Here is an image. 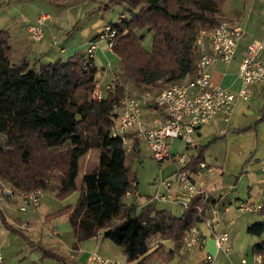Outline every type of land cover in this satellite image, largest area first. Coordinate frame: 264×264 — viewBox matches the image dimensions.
Returning a JSON list of instances; mask_svg holds the SVG:
<instances>
[{
  "label": "trees",
  "instance_id": "16d2710c",
  "mask_svg": "<svg viewBox=\"0 0 264 264\" xmlns=\"http://www.w3.org/2000/svg\"><path fill=\"white\" fill-rule=\"evenodd\" d=\"M226 1L107 0L125 10L119 23L109 25L116 32L112 51L120 59L122 77L135 90L144 91L193 75L199 57L198 36L222 24L220 15ZM143 30L153 34L151 51L143 46ZM9 40V31L1 30L0 182L22 191H45L57 174L59 199L79 192L76 205L59 212L68 216L77 240L75 249L101 232L129 261L145 255L157 237L183 243L187 232L205 217L208 198L196 196L181 217L158 210L157 201L151 199L143 207L137 204L136 196L126 203L127 194L138 190L137 174L131 166L137 151L126 154L122 140L111 137L128 93L125 83L113 80L114 91L101 102L95 101L92 94L100 70L87 51L35 68L27 60L14 62ZM66 145L67 150L56 151ZM206 147L196 146L197 155L181 171L199 172ZM92 150L99 151L98 165L85 173L80 189V160ZM0 218L6 227L22 232L8 222L1 208ZM248 233L261 237L264 221L249 227ZM35 246L44 256L69 264L54 249ZM253 252L264 254V241L254 244Z\"/></svg>",
  "mask_w": 264,
  "mask_h": 264
},
{
  "label": "crops",
  "instance_id": "0c3cea01",
  "mask_svg": "<svg viewBox=\"0 0 264 264\" xmlns=\"http://www.w3.org/2000/svg\"><path fill=\"white\" fill-rule=\"evenodd\" d=\"M55 5L65 6V3L63 2ZM220 18L223 23L241 27L244 35L239 42L238 50L231 63L217 64L212 68V79L215 85L227 88L232 93L237 94L241 87L239 69L243 52L247 49L251 42L264 39V0H227L222 8ZM35 22L36 18L28 22V24L25 22L26 26L22 28L19 27L16 21L11 20L9 17L0 19V25H4L5 30L9 31L11 34L9 43L12 47L13 59L16 63L27 60L31 63L35 62L34 67L38 68L43 62H51V59H53L52 61L67 59L74 54H71L70 51H76L78 49L77 46L80 44L72 46V44L63 43L65 44L63 45L61 42L55 40H59L60 38H55L56 31L55 28L51 27V25H48L46 30L50 33V36L54 38L53 42L45 40L48 36L46 30L45 33L47 36L45 35L42 41H32L29 31L30 28L35 25ZM96 26H98V24H95L94 27ZM95 30L98 36H100L102 29L97 28ZM91 31L92 29L86 26L80 34L83 38L89 41L85 43L89 44L86 51H88L90 47L95 46L94 60L96 64V51L99 50L101 45L104 43L105 46H102L104 53L109 52L112 58H117L119 60V57L111 49H108L106 40L102 38L103 36H100L97 41L94 40L95 36L92 40L89 39ZM69 34L71 33H67V35ZM77 34H79V31L73 36ZM73 36L69 35L67 38H71ZM57 42H59V45H63L61 47V51L58 49ZM63 55L65 56L63 57ZM56 56L57 58H54ZM262 92H264L263 84L254 85L252 96L253 94L259 95ZM242 102H245L246 106L243 107L245 104ZM247 102H249V100H237L234 104L233 112L229 116L228 122L225 120V115H217L211 124L203 126L197 131L195 139L203 137L204 127H209L210 129L206 136L210 135V133L212 134L216 132L219 136L222 135V137H230L228 136L229 132L233 130V128L228 126L231 117L239 116L241 112V114H245L246 116L252 114L253 112ZM160 116V113L157 111H144V117L150 125L155 124ZM217 139L215 142H217ZM237 139L238 138L230 137L228 143L232 145ZM237 141H239V139ZM178 142L180 141H174L172 143V152L176 156L180 155L179 153H174L175 148L178 147ZM136 144V151L138 153L140 151V143ZM194 145L201 147V145L196 144V141ZM187 149L191 148L187 145ZM239 154L241 155L242 153L239 152ZM194 156L196 155L190 154L188 162H190ZM203 158V161L207 164L204 154ZM175 165L176 164L173 162V165L171 164L167 166L165 177L163 176V178L172 179L174 177L177 171ZM227 165L228 162L224 164L225 168ZM207 166L209 167V164ZM245 168L241 169L239 173H237V170L231 172L230 174L236 179L234 178V182L230 181L229 184H227V179L224 177L225 169L223 170V168H221L222 171H220L221 176L217 177V171L213 169L212 173H208L203 170H200L199 172H190V176L195 185L206 193L210 201L205 213V220L199 223L194 228L195 231L193 232L194 237L198 239L199 243L203 244L202 248L195 246L192 250L188 251L185 248L184 241L181 244H176L172 240H162L160 237H157L151 243L150 250L135 261H129L120 247L116 246L113 242L104 239L103 232L93 239L82 242L78 245V249H75L77 240L68 216L60 215L59 212L66 207L76 205L77 202L71 205H65L63 203L64 207H61L60 205V208H58L57 211L43 208L40 203L34 210L27 213H21L19 211V207L22 200L21 197L17 195L16 198L0 204V208L3 210L8 222L12 225L16 226L21 222H27L29 226V230H27V232H31L34 235L39 236V241H41L43 245L54 249L61 256L66 257L69 264H87L90 253L94 251L99 252L102 256L108 259L120 261L125 264H202L206 256L209 254L215 255V264H244V260H246V264H254L255 254L253 252V246L260 241H264V233L261 237L252 236L248 233V229L252 225L262 223L264 221V214L262 213V208L264 206V187L262 186H264V183L258 181L259 189L257 187L255 189L253 187V183L251 182V178L253 180V176L258 177L263 175V167L260 169V172H256L254 170L246 171ZM254 190H256L255 195L253 194ZM166 191L167 190H163V192ZM172 193H179V189L177 187H173ZM156 194L149 199L152 200ZM148 201L143 203L140 207L145 206ZM169 204H171V206ZM243 204L251 205L254 210L251 213L242 211L241 205ZM173 206H180L183 215L184 211L179 203L158 202L157 209L167 210L173 214ZM260 213L262 214L261 217L259 216ZM256 214H258V216H256ZM223 233H227L229 235V239L224 244L225 250L218 251L215 246L214 236ZM189 237L193 238L190 234ZM170 242H172V245ZM58 247L60 248L58 249ZM64 247L67 249L65 255L59 252L62 251Z\"/></svg>",
  "mask_w": 264,
  "mask_h": 264
},
{
  "label": "built area",
  "instance_id": "2783aa9c",
  "mask_svg": "<svg viewBox=\"0 0 264 264\" xmlns=\"http://www.w3.org/2000/svg\"><path fill=\"white\" fill-rule=\"evenodd\" d=\"M49 18L50 15L46 11L37 16L35 25L29 31L32 41L39 42L44 39L45 26ZM103 30L108 46L112 50L116 32L111 26H106ZM243 35L241 27L223 22L211 31L201 32L196 42L199 57L193 75L174 82L162 90H144L136 95L126 94L118 110L115 125L111 130V137L122 140L128 155L136 152V143L147 142L156 161L160 164L173 161L179 167L172 179L161 177L157 181L158 191L152 199L153 201H157V203H179L186 211L196 196L203 195L208 198L206 193L195 185L190 174L181 171V168L188 163V159L186 155H174L172 143L183 141L187 145H194L197 131L201 127L211 124L219 114L225 115V120L228 122L235 102L237 100H250L254 85L264 84V39L251 42L243 52L239 69L241 87L237 94L213 83L212 68L217 64L231 63ZM94 49L95 46L89 49L92 57ZM111 91H114L112 83L106 85V90L103 91L101 82H98L92 98L101 102L106 94ZM145 110L160 113L161 116L155 124L150 125L147 122L144 117ZM199 167L208 173L213 171L205 162H201ZM262 174L264 175V166ZM173 187H177L179 193L173 194ZM163 190L167 191L163 192ZM44 192L42 189L22 191L0 182V204L19 195L22 200L19 211L27 213L40 204ZM133 196L138 197L137 191L129 192L126 197L132 198ZM198 210L202 214V209L198 208ZM241 210L250 212L254 208L251 205L243 204ZM202 219L204 221L205 217ZM16 226L23 231L29 230L27 222H21ZM194 228L187 232L184 239L187 250H192L195 246H199V248L203 246L194 237ZM189 234L193 238H190ZM214 239L216 249L218 251L225 250L224 244L228 241L229 235L227 233L215 235ZM215 259V255L209 254L202 264H215ZM243 263L246 264V260ZM0 264H5L1 251ZM87 264L125 263L108 259L94 251L90 253ZM254 264H264V254H255Z\"/></svg>",
  "mask_w": 264,
  "mask_h": 264
},
{
  "label": "rangeland",
  "instance_id": "374dc122",
  "mask_svg": "<svg viewBox=\"0 0 264 264\" xmlns=\"http://www.w3.org/2000/svg\"><path fill=\"white\" fill-rule=\"evenodd\" d=\"M53 1L51 3L50 0H0V19L9 17L11 20L16 21L19 27L24 28L26 23L28 24V22L34 20V18H37L41 12L46 11L49 13L50 18L46 22L45 30L48 25H51V27L55 28L56 31L55 38H60L59 40H55L61 42L62 44H72V46L80 44L77 46L78 49L76 51H70L71 54L74 53L73 55H75L78 52L86 51L89 46V44H85L89 41L83 38L80 34V32L86 26L92 29L89 36L90 40H92L94 36H98L95 29L101 28L102 30L100 36H103L102 38L106 40L108 46L103 29L106 26L119 23L121 15L125 12L123 5L109 4L107 0H60L59 3L64 2L65 6H56L55 4L59 3H53ZM124 16L126 17V15ZM95 24H98V26L94 27ZM1 30H5L4 25H0V31ZM78 31L79 34L73 36ZM69 32L71 33L69 35H72L73 37L67 38L69 36L67 33ZM46 33H48V36ZM46 33L45 35L47 37L45 40L48 42H53L54 38L50 36V33L47 32V30ZM140 34L145 36L143 46L148 51H151L153 48V34L148 32V30H143L140 32ZM64 36L67 39H65ZM59 42H57L58 49L61 51V47L65 44L59 45ZM102 46H105V43L102 44L99 50L96 51L95 56L97 61V64L96 62L95 64L100 70L98 82H101L102 90L105 91L106 85L113 83V80L118 79L122 83H125V87L128 89V94H137L141 92L142 90H135V86L130 81H126V79L122 77V65L120 59L118 60L117 58H112L109 52L104 53ZM89 49L87 53L90 55ZM108 49H110L109 46ZM65 55H63V57ZM90 57L92 56L90 55ZM54 58H57V56ZM92 58L94 59V51ZM52 60L53 59H51V61ZM34 63L35 62L31 63L33 67L35 66ZM168 86L169 85H166L161 89L154 88V90H162ZM242 103L245 104L243 107L246 106L245 102ZM247 104L253 110L252 114L246 116L245 114H241V112L239 116L231 117L230 123L228 124L229 127L233 128V130L229 132L228 136L238 138L239 141H237V139L234 141V144L230 145L228 143L230 137L227 138L222 137V135L219 136V134L216 132L212 134L210 133V135L206 136L207 132L210 131L209 127L203 128L204 134L202 138L195 139L196 144L201 145L200 148L206 147L208 145L202 153L206 157L207 165L209 164L210 168L217 171L216 177L221 176V168H223V170L225 169L224 177L227 179V184H229L230 181L234 182L236 179L230 174L231 172L237 170V173H239L240 170L245 167L246 171L254 170L256 172H260V169L264 165V92L259 95L253 94ZM216 139L217 142H215ZM178 143V147L175 148L174 153L185 154L187 159H189L190 154L197 155L198 149L195 145H188V147L191 149H187V144L185 142L180 141ZM68 147L69 146L66 145L65 147L57 149L56 151L67 150ZM139 149L140 151L132 159L131 166L137 174L139 183L137 190V204L141 206L143 203L147 202L150 197H153L156 194V181H158L163 176L165 177L167 166L171 164L173 165V161H166L163 164H160L153 158L152 150L147 142L141 141ZM239 152L242 154L240 155ZM98 160L99 151L97 150L90 151L80 160V172L77 182L80 189L83 186V175L94 169L98 165ZM226 162H228V165L225 168L224 164ZM176 168L178 169L179 167L176 166ZM258 181L264 183V175L258 177L253 176V180L251 178V182L253 183V187L255 189L256 187L259 189ZM58 187V175L56 174L50 180L49 189L45 190L44 196L40 202L43 208L57 211L58 208H60V205L61 207H64V204L71 205L78 201V198L80 197L79 192L71 194L64 200L59 199L56 194L58 192ZM253 194H256V190H254ZM131 200L132 198L126 197V203L130 204ZM169 205L171 206V204ZM172 209L173 216H182V209L180 206H175ZM251 212L252 211L249 213ZM256 216H258V214H256ZM259 216L261 217L262 214L260 213ZM21 231L22 232L19 233L17 231H13L9 227H6L0 218V251L3 254L6 264H62L59 260L54 259L53 257L44 256L42 251L35 246L42 244L41 241H39V236L34 235L31 232H27V230ZM31 242L35 245H32ZM170 244L172 245V242H170ZM59 248L60 247H58V249ZM59 252L65 255L67 249L64 247V249Z\"/></svg>",
  "mask_w": 264,
  "mask_h": 264
}]
</instances>
